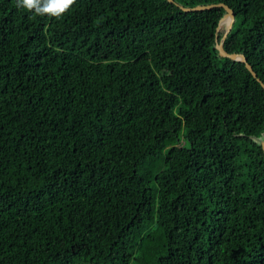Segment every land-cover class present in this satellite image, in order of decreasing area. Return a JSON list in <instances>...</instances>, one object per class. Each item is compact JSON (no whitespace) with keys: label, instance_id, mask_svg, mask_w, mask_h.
Here are the masks:
<instances>
[{"label":"trees","instance_id":"1","mask_svg":"<svg viewBox=\"0 0 264 264\" xmlns=\"http://www.w3.org/2000/svg\"><path fill=\"white\" fill-rule=\"evenodd\" d=\"M210 3L264 83V0H0V264H264V90Z\"/></svg>","mask_w":264,"mask_h":264},{"label":"water","instance_id":"2","mask_svg":"<svg viewBox=\"0 0 264 264\" xmlns=\"http://www.w3.org/2000/svg\"><path fill=\"white\" fill-rule=\"evenodd\" d=\"M167 2H172V0H166ZM180 10L182 11H196V10H206V9H210L213 7H221L224 12L221 15V17L218 19L217 25L215 27V31H214V49L216 50L217 54L219 57L222 58H228L230 60H234V61H239L241 62L245 69L248 71V73L250 74V76L255 79V81L259 84V86L264 90V83H262L259 78H257L256 74L253 72V70L251 69V66L246 62L245 57L243 56V54L241 53H234V52H227L223 49L222 47V41L224 39V37L226 36L227 32L229 31L230 27H231V23L233 20V12L232 10L225 4L223 3H210V4H199L193 7H183V6H178ZM225 18H229V22L226 25V27L223 30L222 36L220 38L219 41H217V31L219 28V23L224 20ZM260 148L264 154V140L260 141Z\"/></svg>","mask_w":264,"mask_h":264},{"label":"clouds","instance_id":"3","mask_svg":"<svg viewBox=\"0 0 264 264\" xmlns=\"http://www.w3.org/2000/svg\"><path fill=\"white\" fill-rule=\"evenodd\" d=\"M75 3L76 0H16V7L32 12L36 16L47 15L59 19Z\"/></svg>","mask_w":264,"mask_h":264},{"label":"bare ground","instance_id":"4","mask_svg":"<svg viewBox=\"0 0 264 264\" xmlns=\"http://www.w3.org/2000/svg\"><path fill=\"white\" fill-rule=\"evenodd\" d=\"M223 21H225V23H226V25H227L228 22H229V18H225L224 20H222V21L219 23V28H218V29L221 28V24L223 23Z\"/></svg>","mask_w":264,"mask_h":264},{"label":"rangeland","instance_id":"5","mask_svg":"<svg viewBox=\"0 0 264 264\" xmlns=\"http://www.w3.org/2000/svg\"><path fill=\"white\" fill-rule=\"evenodd\" d=\"M221 27H226V23H225V21H223V23L221 24ZM130 264H139V263H136L135 261H132V262H130Z\"/></svg>","mask_w":264,"mask_h":264}]
</instances>
